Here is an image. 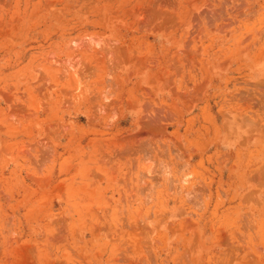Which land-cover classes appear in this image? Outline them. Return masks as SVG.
<instances>
[{
	"label": "rangeland",
	"instance_id": "1",
	"mask_svg": "<svg viewBox=\"0 0 264 264\" xmlns=\"http://www.w3.org/2000/svg\"><path fill=\"white\" fill-rule=\"evenodd\" d=\"M0 264H264V0H0Z\"/></svg>",
	"mask_w": 264,
	"mask_h": 264
}]
</instances>
